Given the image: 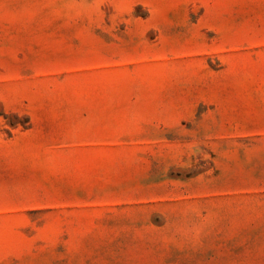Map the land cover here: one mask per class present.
Returning a JSON list of instances; mask_svg holds the SVG:
<instances>
[{"label":"rangeland","instance_id":"374dc122","mask_svg":"<svg viewBox=\"0 0 264 264\" xmlns=\"http://www.w3.org/2000/svg\"><path fill=\"white\" fill-rule=\"evenodd\" d=\"M0 264H264V0H0Z\"/></svg>","mask_w":264,"mask_h":264}]
</instances>
